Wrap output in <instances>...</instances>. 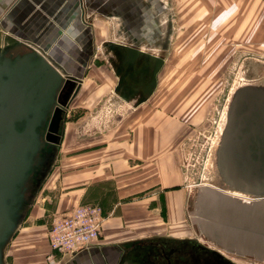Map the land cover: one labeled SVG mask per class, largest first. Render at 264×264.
<instances>
[{
    "label": "crops",
    "instance_id": "crops-1",
    "mask_svg": "<svg viewBox=\"0 0 264 264\" xmlns=\"http://www.w3.org/2000/svg\"><path fill=\"white\" fill-rule=\"evenodd\" d=\"M172 4L199 8L197 0ZM166 27L163 0H0L5 42L25 53L43 51L81 80L66 110L55 165L20 229L27 223L29 245L44 234L46 264H121L127 250L166 232L165 208L175 209L177 194L159 172L175 163L157 127L159 114H151L149 97L131 87L136 79L127 77L117 48L162 58L154 51L167 42ZM84 205L104 212L100 240L73 256H57V263L47 261L53 220Z\"/></svg>",
    "mask_w": 264,
    "mask_h": 264
},
{
    "label": "rangeland",
    "instance_id": "rangeland-1",
    "mask_svg": "<svg viewBox=\"0 0 264 264\" xmlns=\"http://www.w3.org/2000/svg\"><path fill=\"white\" fill-rule=\"evenodd\" d=\"M163 1L167 42L154 52L165 65L147 108L159 114L157 127L165 131L166 150L175 163L159 176L165 174L177 195L173 211L171 205L164 207L167 230L159 236L196 237L238 264H264V254L217 244L201 229L202 216L211 206L206 196L227 195L245 205L263 201L257 198L264 196V186L232 185L241 175L232 155L235 146L225 141L241 97L264 96V0H197V10H180L173 0ZM4 43L0 29V47ZM57 152L58 147L55 162ZM27 226L4 247L6 264H46L44 234L38 232L29 245Z\"/></svg>",
    "mask_w": 264,
    "mask_h": 264
},
{
    "label": "water",
    "instance_id": "water-1",
    "mask_svg": "<svg viewBox=\"0 0 264 264\" xmlns=\"http://www.w3.org/2000/svg\"><path fill=\"white\" fill-rule=\"evenodd\" d=\"M117 48L127 77L136 79L134 90L149 97L157 87L164 59L132 47ZM2 57L0 50V264H6L4 247L20 231L34 194L51 171L37 181L27 199L24 185L41 145L38 129L51 109L47 142L60 146L66 110L78 95L81 80L43 51L33 50L13 59ZM206 197L211 206L202 216L203 234L223 246L264 254V201L245 205L227 195Z\"/></svg>",
    "mask_w": 264,
    "mask_h": 264
},
{
    "label": "flooded vegetation",
    "instance_id": "flooded-vegetation-1",
    "mask_svg": "<svg viewBox=\"0 0 264 264\" xmlns=\"http://www.w3.org/2000/svg\"><path fill=\"white\" fill-rule=\"evenodd\" d=\"M0 50H3L2 58L13 59L24 54L9 42H5ZM131 87L136 88L133 84ZM51 113V109L46 111L38 129L41 145L33 157V167L24 185L27 199L33 195L37 181L52 169L55 162L57 146L47 142L46 137ZM229 128L225 143L230 140L228 142L235 146L236 151L232 155L241 175L240 182L235 181L232 185L264 186V96L244 94L238 102L237 114L233 116ZM41 132L45 143L42 142ZM231 169L232 167L229 168ZM257 200L264 201V196ZM145 241L146 244L127 250L121 264H238L227 254L207 246L196 237L153 236Z\"/></svg>",
    "mask_w": 264,
    "mask_h": 264
},
{
    "label": "built area",
    "instance_id": "built-area-1",
    "mask_svg": "<svg viewBox=\"0 0 264 264\" xmlns=\"http://www.w3.org/2000/svg\"><path fill=\"white\" fill-rule=\"evenodd\" d=\"M104 222V212L97 205L78 206L54 219L48 231L50 252L47 261L57 263L56 257L59 255L73 256L96 244L100 240Z\"/></svg>",
    "mask_w": 264,
    "mask_h": 264
}]
</instances>
